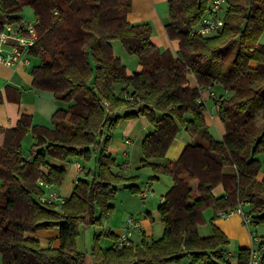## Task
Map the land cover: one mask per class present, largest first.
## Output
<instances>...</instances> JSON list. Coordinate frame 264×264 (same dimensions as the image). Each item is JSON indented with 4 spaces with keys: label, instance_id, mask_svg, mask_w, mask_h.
<instances>
[{
    "label": "trees",
    "instance_id": "1",
    "mask_svg": "<svg viewBox=\"0 0 264 264\" xmlns=\"http://www.w3.org/2000/svg\"><path fill=\"white\" fill-rule=\"evenodd\" d=\"M167 3L164 30L174 52L152 44L149 23L127 21L132 0H0V29L23 20L24 8L33 12L37 41L29 54L38 64L31 71L32 86L51 92L60 106L53 129L33 126L26 115L12 129L0 127L1 264H85L77 246L80 226L101 224L113 211L118 185L131 194L141 191L136 176L116 171L119 165L108 152L121 120L144 118L152 127L141 143L142 167L152 172L149 186L162 175L171 178L157 208L163 233L142 239L140 247H119L116 237L108 249L94 236L92 264L187 258L192 264H229L222 254L228 241L219 228L213 226L208 237L199 235L201 212L211 209L215 219L216 212L244 204L250 223L264 225L259 159L264 154V0H226L223 27L211 36L193 33L210 0ZM115 41L137 57L139 72L127 73L114 53ZM203 92L214 94L221 139L206 125ZM28 133L34 143L27 161L21 142ZM181 134L186 135L183 151L176 160L167 159ZM74 158L92 161L94 171L76 180L64 203L41 202L44 189L38 182L60 187L66 177V169L50 159ZM155 159L163 163H152ZM218 186L220 196L214 194ZM52 229L59 245L44 248L34 235ZM248 260L249 251L240 250L237 263Z\"/></svg>",
    "mask_w": 264,
    "mask_h": 264
},
{
    "label": "crops",
    "instance_id": "2",
    "mask_svg": "<svg viewBox=\"0 0 264 264\" xmlns=\"http://www.w3.org/2000/svg\"><path fill=\"white\" fill-rule=\"evenodd\" d=\"M167 0H132V7L130 12L127 14V21L131 24L149 23L152 27L151 42L160 50H176L175 43L169 41L164 30V24L168 20V8H164ZM161 7V9H159ZM115 45L112 42V47ZM114 50V48H113ZM115 52V51H114ZM121 55V54H119ZM117 56V55H116ZM123 58V55H121ZM118 57V56H117ZM32 59V58H31ZM120 59V58H119ZM138 61V60H137ZM122 62V60H121ZM38 64V63H37ZM30 60L29 66L13 65L6 66L0 63V127L3 129H12L16 126L18 120L22 115L29 116L33 126L46 127L53 129L52 117L54 113L60 108L59 104L54 100L53 94L48 91H42L32 86V75L31 71L34 66ZM130 69L134 72H128L129 75L141 70L140 65L137 63H128ZM127 69V66H125ZM189 85L195 87L196 83L193 77L188 79ZM202 98L205 102L207 112L205 113L206 125L215 133L218 132V139L224 134L223 126L216 115V106L213 99L210 98L207 92H203ZM212 102L211 107H208V103ZM152 132L151 125L144 118H137L133 120H121L117 125V128L112 133V139L109 144L108 152L115 157L117 164L116 171L124 173L126 176L136 178L142 167L141 160V143L146 135ZM34 139L31 134L25 135L21 142L22 152H27V149L33 145ZM186 145V141H174L172 146L167 152L166 158L169 160H176ZM29 148V149H30ZM80 158H74L70 162H55L50 159V163L60 165L66 169V177L60 187H53V190H58L62 197H68L72 191V188L79 177H84L88 172H93L95 169L92 161L86 162L82 165L78 162ZM155 164L163 163L162 159H155L151 161ZM79 165V168L75 164ZM262 171V170H261ZM136 173V174H134ZM264 176V172L260 173V177ZM158 179L157 181H159ZM149 181V180H148ZM154 181V182H157ZM154 182H151V186ZM1 184V181H0ZM194 184H196L194 182ZM140 190L142 187L139 185ZM167 188L166 192L168 191ZM47 191V190H46ZM126 192L127 190L124 189ZM165 192V193H166ZM118 193V190H117ZM164 193V194H165ZM163 193H160V203ZM216 196L223 194V189L218 186L214 190ZM142 198H146L143 197ZM113 211L104 217L106 225L102 227L100 234H96L93 230L94 236L100 235L98 245L102 249H108L114 247V238L118 237L124 232L126 226V220L129 217L127 210L124 206L114 200L111 202ZM149 213V212H147ZM214 212L212 211L211 221H213ZM233 216V215H232ZM230 217L226 219H220L214 221L216 226L223 233L228 234L232 227L228 222ZM140 233L146 240V237H150L152 234V225L148 219L143 218L140 221ZM138 231V232H139ZM212 234H207L204 237H208ZM34 237L39 241L40 245L44 248L57 247L59 245L58 231L52 230H41L38 231ZM203 237V236H202ZM141 239V241H142ZM146 241H149L146 240ZM79 247V242L77 241ZM93 247V240L92 245ZM79 249V248H78ZM80 250V249H79ZM81 251V250H80ZM82 252V251H81ZM225 252V250H223ZM222 252V253H223ZM229 258L232 257L229 255ZM230 259V260H231ZM92 256H85V264H92ZM1 264V258H0Z\"/></svg>",
    "mask_w": 264,
    "mask_h": 264
},
{
    "label": "rangeland",
    "instance_id": "3",
    "mask_svg": "<svg viewBox=\"0 0 264 264\" xmlns=\"http://www.w3.org/2000/svg\"><path fill=\"white\" fill-rule=\"evenodd\" d=\"M164 8H168L167 1L165 4H163ZM161 9V7H159ZM22 17L26 22H32L34 20L33 12L30 8H24L22 11ZM260 42L264 44V34L261 35ZM115 45H113L114 53L120 58V61L122 60V64L124 66H127L128 72H134L133 69H130L128 63H137V57L134 55H131L125 51L122 44L118 41L113 42ZM123 55V58L121 55ZM32 64L35 65L38 63L37 59L32 58L31 59ZM120 88H122V85L117 86L116 92L119 93ZM217 95V93H215ZM208 107L210 108L212 105V102L210 101L208 104ZM258 123H261V120H258ZM210 133L212 136L216 139H218L219 135L218 132H214L210 129ZM114 134V133H113ZM176 141H186V135L181 134ZM30 148V147H29ZM27 149V152L24 154L27 155L30 149ZM260 161L262 164H264V154L259 156ZM78 162L82 165L86 164V161L83 159H79ZM264 172V168H262V171ZM136 174V173H134ZM136 176V175H135ZM152 178V172L149 168L144 167L140 172L138 173V176L136 178V184L140 185L142 187L141 191L145 190L146 184H148V180ZM160 180L157 182H154L153 185L150 187L149 192L145 196L146 198H142L141 191L139 193L131 194L128 191H124L121 185H118L117 190L118 193H116L115 199L116 201L120 202L124 208L127 210V215L135 217L138 221H140L143 218H146L149 220V222L152 225V232L150 237H146V240H156L161 237L163 233V224L160 221L159 214L157 211V208L159 206V198L160 193H165L167 188L171 187L172 181L170 176L162 175L159 178ZM156 181V180H155ZM193 187L195 188V184H193ZM55 192L60 195V192L58 190H55ZM47 193L46 190H44V195ZM61 196V195H60ZM244 211H246L247 207H243ZM149 212V213H147ZM212 217V210L211 209H205L201 212V219L197 225V231L199 235L202 237L206 236L208 233L210 234L212 231V225H216L214 221L220 220L219 218H215L213 221H211ZM213 222V224H211ZM232 227L228 234L224 233V235L227 238L228 244L225 246L223 252L224 258L228 255L232 257V259L228 260L229 264H238L237 263V256L240 250L247 249L249 250L251 247V235H256L258 237L264 238V225H255V224H249L248 227L245 226L243 223V220L241 216L233 215L230 218V221L228 222ZM106 225V220L103 218L100 225L95 226H89V225H83L79 228V236L77 238V241L79 242V249L84 253L85 256H91V245L93 240V230L95 232H98L96 234H100L102 231V227ZM139 230L133 229L131 231V235L129 237L130 243L133 246L140 247L141 245V239L143 238L142 234ZM78 246V245H77ZM227 261V260H226ZM184 264H192L190 263V260L184 259ZM196 264H203L202 262H198ZM223 264V263H220Z\"/></svg>",
    "mask_w": 264,
    "mask_h": 264
},
{
    "label": "built area",
    "instance_id": "4",
    "mask_svg": "<svg viewBox=\"0 0 264 264\" xmlns=\"http://www.w3.org/2000/svg\"><path fill=\"white\" fill-rule=\"evenodd\" d=\"M226 0H210L209 8L202 17L199 26L194 30L193 33L202 36H211L216 34L223 27V20L221 14L225 6ZM37 41V32L35 27V21L26 22L24 19L21 20L17 25L6 24L0 29V63L6 66L23 65L29 66L31 56L29 49L35 45ZM203 94V93H202ZM210 98L214 97L213 93L207 92ZM201 101L204 102L201 97ZM29 154L25 155V159L30 160ZM77 168L79 165L75 164ZM47 193L40 197V201L43 203H64L65 197L58 195L52 186L38 182ZM150 186L146 184L145 190L142 191L141 195L145 197L149 192ZM244 204H239L234 209L218 211L216 212V218L226 219L232 215L241 216L243 223L246 227L251 222L250 215L244 212ZM140 222L133 216H130L126 220V226L124 232L118 236L116 244L119 247H128L130 245L129 237L133 229L140 230ZM249 251L248 264H260L261 260L264 259V238L256 235H251V247ZM229 260V255L225 257ZM167 264H184L181 262H168Z\"/></svg>",
    "mask_w": 264,
    "mask_h": 264
}]
</instances>
